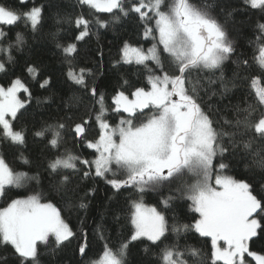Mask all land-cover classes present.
I'll return each mask as SVG.
<instances>
[{
	"label": "snow or ice",
	"instance_id": "obj_1",
	"mask_svg": "<svg viewBox=\"0 0 264 264\" xmlns=\"http://www.w3.org/2000/svg\"><path fill=\"white\" fill-rule=\"evenodd\" d=\"M26 2L21 0V3ZM79 2L98 12H118L119 15L113 16L114 20L137 14L144 24V38L155 41L148 49L125 43L121 50L124 63L144 66L150 87H137L130 95L118 91L113 96V111L127 114V118H121L116 126L110 125L106 119L108 109L104 93L88 83V78L93 75L92 69L77 70L71 60L68 61V78L85 89L99 106L95 114L99 137L95 141H87V146L95 149L98 155L88 160L65 152L51 159L48 168L53 173L65 169L77 173L81 170L78 165H83L86 168L84 178L92 175L104 178L117 191L134 187L140 195L139 200L133 202L134 211L131 213L134 230L118 246H109L101 231L103 224L97 225V234L105 242L99 258L90 260L89 264H128L129 245L143 238L160 250L163 264H187L183 259L185 252L199 260V249L189 246L182 251L178 243V238L192 229L202 237L211 238L212 264H251V261L264 264V253L250 249L253 238H264V183L257 189L248 180L220 174L229 168V164L224 162L226 155L230 152L235 154L237 150L250 155L249 166L264 173V145L261 143L264 142V86H259L260 76L251 77L255 102L246 107L233 106L232 119L226 116L213 118V109L217 113L220 109L209 101L213 97L225 99L236 87V81H227L221 75L218 88H213L216 80L194 79L193 72L221 68L236 49L224 25L209 10L212 5L197 6L191 0ZM245 2L253 9L264 11V0ZM42 12L43 6L20 12L0 4V24L11 26L23 20L30 22L35 31L41 22ZM94 22L99 27H107L109 23L98 18ZM74 23L81 29L77 41L90 35L89 26L93 21L81 14ZM258 29L255 38L258 55L253 59L264 76V24H259ZM6 35L0 29V41ZM24 42L23 35L17 33L16 44ZM11 49V44L7 48L0 46V52L9 54V61L12 60ZM63 52L66 57H72L77 52L76 44L63 47ZM162 53L167 54L174 69L172 73L165 70ZM99 56L102 58L103 52H99ZM149 62L155 67H149ZM248 66V60L238 61V67L246 69ZM5 71V62L0 61V72ZM27 71L33 77L38 74L32 66ZM49 83L50 79H46L40 86L43 88ZM21 91L31 99L27 85L19 78L8 87L0 85V137L24 146L25 129L13 127L18 112L25 107V102L18 97ZM90 119L75 124L72 131L77 137H85ZM134 120L139 123L134 124ZM65 127L64 123L58 122L36 131L34 135L44 138L46 133H50L46 147L58 150L63 143L62 130ZM217 157L220 160L214 163ZM20 158L24 164L30 163L23 154ZM214 170H218L215 177ZM120 172L124 174L123 179L116 178ZM185 173L194 177L193 182L177 188L174 195L162 197L160 204L168 210L175 199L185 197L191 201V210L199 214V219L194 224L169 225L164 211L143 203V194L159 192L165 182ZM34 179L38 177L26 171H15L0 155V198H6L12 189L25 187ZM70 182L69 175H61L60 186H67ZM79 207L84 209L88 205L81 202ZM169 233L175 234L177 240L165 244ZM74 236L60 209L51 202L42 203L40 193L11 199L6 207L0 209V244L12 246L19 264H41L39 246L46 247L50 237L58 249ZM82 236L78 253L85 257L89 243L87 233H82ZM144 251L149 249L146 247Z\"/></svg>",
	"mask_w": 264,
	"mask_h": 264
},
{
	"label": "trees",
	"instance_id": "obj_2",
	"mask_svg": "<svg viewBox=\"0 0 264 264\" xmlns=\"http://www.w3.org/2000/svg\"><path fill=\"white\" fill-rule=\"evenodd\" d=\"M191 2L197 6L212 5L209 10L224 25L236 49L221 68L193 72L194 79L216 80L213 88H218L221 75L227 81H236V87L225 99L213 97L209 101L220 109L219 113L213 109L214 119L221 116L232 119L233 106L246 107L255 102L250 78L260 76L259 86H264V76L253 59L258 55L255 38L259 32L258 25L264 24V11L251 8L245 0H191ZM0 4L20 12L43 6L41 22L35 31L30 22L23 20L11 26L3 24L0 26V29L7 33L4 40L0 41V46L7 48L9 44L12 45L11 61L8 60L7 52H0V61H4L6 67L5 72H0V85L8 87L19 78L31 93L29 99L27 93L21 92L20 97L25 102V107L20 109L17 119L13 121L15 129H25L26 145L14 144L0 137V155L15 171H26L38 177L25 187L12 189L6 198H1L0 209L6 207L11 199L40 193L41 202H51L60 209L62 217L75 233L70 241L58 249L55 248L51 237L46 247L39 246L41 264H89L90 260L99 258L105 240L109 242V246L115 248L121 240L131 235L134 230L131 224V213L134 211L132 205L134 201L139 200L140 195L134 187L121 188L117 191L106 183L104 178L94 175L84 178L83 171L86 168L83 165H78L81 170L77 173L67 169L53 173L48 168L51 159L65 152L88 160H93L98 155L95 149L87 146V141H95L99 137L100 129L95 121L99 106L85 89L68 78L70 66L68 61L71 60L72 66L77 70L92 69L93 75L88 78V83L90 86L94 84L98 92L104 93V102L108 109L106 119L110 125L115 126L121 118H127V114L113 111V96L118 91L130 95L137 87H150L147 82L148 72L144 66L134 62L124 63L121 50L125 43L148 49L155 41L144 38V24L137 14L121 16L119 20H114L113 16L119 15L118 12H98L87 5H82L79 0H27L26 3H21V0H0ZM81 14L93 23L89 26L90 35L77 41L76 37L81 29L77 28L74 20ZM96 18L108 21L107 27L96 25L94 22ZM17 33L24 37L25 42L20 45L16 44ZM71 43L76 44L77 52L72 57H66L63 47ZM99 52H103L102 58ZM162 59L165 70L172 73L174 69L166 53H162ZM244 59L249 61L246 69L238 67V61ZM30 66L38 71L35 77L27 71ZM149 67L155 65L149 62ZM46 79H50V83L42 88L40 85ZM89 118L91 119L85 137H77L72 131L75 124ZM58 122L64 123L66 127L62 130L63 143L57 150L46 147L47 140L51 138L50 133H46L44 138L36 137L34 133ZM138 123L139 121L134 120V124ZM261 143L264 145V142ZM21 154L30 161L29 164L23 163ZM219 160L220 157H217L214 163ZM250 161L251 156L245 155L241 150H237L235 154L230 152L224 159L229 168L223 172L235 179L248 180L259 189L260 184L264 183V173L250 167ZM62 174L71 177V182L64 187L59 184ZM174 179L165 182L159 192H145L143 202L164 211L169 225L194 224L195 220L199 219V214L191 210V201L185 197L175 199L168 210H164L160 204L162 197L174 195L175 190L182 187L181 183L175 184ZM81 202L86 203L88 207L80 208ZM100 224H103L101 231L104 232L105 240L100 239L96 231L97 225ZM82 233H87L89 243L85 257L78 253V247L83 240ZM168 235L169 239L165 244L177 240L175 234ZM178 243L182 251L191 246L201 252L199 260L185 252L183 259L187 264H212L211 238L202 237L192 229L181 235ZM146 247L149 249L148 252L144 251ZM129 249L128 264H163L159 257L160 250L147 239L132 242ZM250 249L264 253V238L260 236L253 238ZM0 264H19L11 245L0 244Z\"/></svg>",
	"mask_w": 264,
	"mask_h": 264
},
{
	"label": "rangeland",
	"instance_id": "obj_3",
	"mask_svg": "<svg viewBox=\"0 0 264 264\" xmlns=\"http://www.w3.org/2000/svg\"><path fill=\"white\" fill-rule=\"evenodd\" d=\"M0 26H1V24H0ZM134 47V46H133ZM21 92H23V91H21ZM21 92H19L18 93V97H19V99L21 100V101H23L22 100V98L20 97V94H21ZM114 126V125H113ZM116 126V125H115ZM115 165H113V168L115 169ZM218 173V170H214L213 171V177H215V175ZM220 174H222V175H227L226 173H220ZM110 176H111V174H109ZM112 178V177H111ZM116 178H119V179H123L124 178V174L122 173V172H120V173H118L117 174V177ZM193 179H194V177H192L190 174H188V173H185V174H183V175H180V176H178V177H175V179L173 180V181H175L174 183L176 184H178V183H181V185L183 186L184 184H188V183H192L193 182ZM213 183H214V181H213ZM1 199V198H0ZM144 203V202H143ZM145 204V203H144ZM147 207H154V206H148L147 204H145ZM133 206V205H132ZM133 210H134V208H133ZM158 210V209H157ZM159 211V210H158ZM210 238V237H209ZM143 239H146V238H143ZM221 244H222V246H223V242H221ZM250 260V259H249ZM252 262H254V261H251V264H252ZM255 263V262H254Z\"/></svg>",
	"mask_w": 264,
	"mask_h": 264
}]
</instances>
